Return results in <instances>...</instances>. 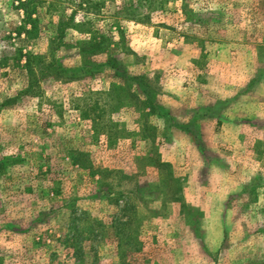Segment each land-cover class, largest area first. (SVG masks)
I'll use <instances>...</instances> for the list:
<instances>
[{
	"label": "rangeland",
	"instance_id": "obj_1",
	"mask_svg": "<svg viewBox=\"0 0 264 264\" xmlns=\"http://www.w3.org/2000/svg\"><path fill=\"white\" fill-rule=\"evenodd\" d=\"M81 1L59 0L66 14ZM89 3L75 14L89 20L81 30L121 32L111 55L126 76L147 79L155 112H110L109 142L93 132L78 108L107 89V72L44 81L37 96L8 102L27 82L16 49L75 67L85 35L67 31V47L52 50L58 14L43 5L38 38L15 37L21 13L0 0V161L12 158L0 170V264H76V242L64 239L87 221L96 234L79 242L83 264H264V0ZM151 149L170 177L138 159ZM110 192L126 204L123 259Z\"/></svg>",
	"mask_w": 264,
	"mask_h": 264
},
{
	"label": "trees",
	"instance_id": "obj_2",
	"mask_svg": "<svg viewBox=\"0 0 264 264\" xmlns=\"http://www.w3.org/2000/svg\"><path fill=\"white\" fill-rule=\"evenodd\" d=\"M15 4V9L21 13V20L19 26L14 29L15 37L24 36L27 40H34L38 38V17L37 10L45 5V13L48 16H52L57 13V20L54 27V36L47 39V45L52 50H58L66 48L67 43L64 42V37L67 31H73L80 35H85L83 38L74 41V51L79 58V63L75 67L63 66L53 56L47 57L42 53H33L26 51L22 53L21 49H16L15 53L11 56L13 67L21 68L24 70L27 76L26 87L18 92L14 97L8 99V102L13 103L20 100L22 97L37 96L40 91V84L44 81H76V80H96L102 79L107 72L109 78L112 79L107 86L106 90L97 93V97L88 103L83 102V107L78 108L81 118L91 123L92 130L95 133L104 134L106 141L109 142L110 136H115L116 132H113V122H110L109 118H105L110 112H117L122 109H128L132 106H140L142 111L148 116L155 112L154 104L148 96L146 85L147 79L142 76H126V74L120 70L117 60L111 55V49H119V44L123 42V36L121 32L116 28L115 33H98L96 34L87 27L82 31V27H85L89 20H82L77 22L75 20V14L82 8L89 7V0H82L77 10H70L68 14L65 12V8L61 5L59 0H11ZM83 6V7H82ZM181 15L184 16L185 21H190V11H187L185 4L181 5ZM189 19V20H187ZM103 56V61H97L96 58ZM198 62H196V65ZM133 85L141 88L140 99L137 93L133 89ZM147 92V93H146ZM100 123L97 124L96 122ZM149 127L146 124L143 128ZM112 128V129H111ZM108 130L113 132V135H108ZM107 135V136H106ZM145 160L144 166L157 170L161 174L163 171L168 177L171 172L169 171V165L166 162H162L157 155V152H153L151 149L146 155L138 158ZM12 158H5L0 161V170L6 167L7 163ZM56 184H53L50 188L53 194L57 192ZM121 195L119 193H111L108 201L110 204L116 207L117 212L111 217L110 228L113 231V235L117 242V252L119 253V259H123L125 252V243L129 242V237L124 235V226H128V219L125 217L126 204L119 205L121 201ZM264 215V196L262 205ZM89 222H86L85 231H78L72 236V240L68 238L64 239L65 242H76L73 246L76 264H83L82 246L79 242H85V237H93L96 231L92 229ZM73 231H77L78 228L73 227ZM128 228H125L127 231ZM72 231V232H73ZM74 231V232H75ZM86 235V236H84ZM126 238V240H123ZM134 240L130 237V241ZM123 263V262H121Z\"/></svg>",
	"mask_w": 264,
	"mask_h": 264
}]
</instances>
